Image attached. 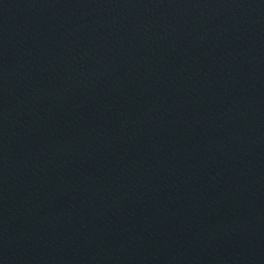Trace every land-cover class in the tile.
Returning a JSON list of instances; mask_svg holds the SVG:
<instances>
[{
  "label": "water",
  "instance_id": "water-1",
  "mask_svg": "<svg viewBox=\"0 0 264 264\" xmlns=\"http://www.w3.org/2000/svg\"><path fill=\"white\" fill-rule=\"evenodd\" d=\"M0 264H264V0H0Z\"/></svg>",
  "mask_w": 264,
  "mask_h": 264
}]
</instances>
